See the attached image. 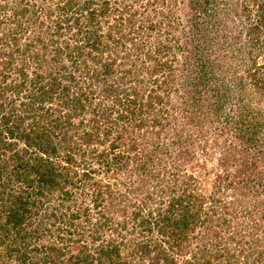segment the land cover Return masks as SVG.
Instances as JSON below:
<instances>
[{
	"label": "trees",
	"instance_id": "trees-1",
	"mask_svg": "<svg viewBox=\"0 0 264 264\" xmlns=\"http://www.w3.org/2000/svg\"><path fill=\"white\" fill-rule=\"evenodd\" d=\"M32 1L0 19V264H264L263 224L242 234L229 209L264 200V0H183L184 24L177 0H62L45 30ZM216 122L244 147L230 203L186 168ZM114 167L118 197L93 182Z\"/></svg>",
	"mask_w": 264,
	"mask_h": 264
},
{
	"label": "rangeland",
	"instance_id": "rangeland-1",
	"mask_svg": "<svg viewBox=\"0 0 264 264\" xmlns=\"http://www.w3.org/2000/svg\"><path fill=\"white\" fill-rule=\"evenodd\" d=\"M15 0H11L10 3V8L13 7V3ZM59 1L61 2L62 0H33V4L36 5V8L34 10L38 12V15L42 14V9H46L49 5H53L55 7V5L57 3H59ZM178 1V6H174V14L176 17L175 19L172 18V20L174 19L175 23H181L184 24L185 23V16H186V10L185 12L182 10L185 6V3L183 2V0H177ZM1 3V0H0ZM154 6H161L160 3L155 4ZM10 8L8 10H3L2 12H0V19L1 20H8L10 18V13L11 10ZM45 11V10H44ZM34 14V13H33ZM41 16V15H40ZM51 17H53V15H51ZM55 17V15H54ZM41 20L44 21V25L41 26L42 30H45L47 26H49V18H48V14H43L41 16ZM6 22V21H5ZM175 33H178V31H175ZM27 35V34H26ZM185 52V51H184ZM184 52H178L177 57L179 58V63L176 64L175 69V79H176V85L175 88L178 87L179 85L182 84V79L184 76V69L185 66L187 64H185V54ZM189 63V62H188ZM226 66H229L230 64H225ZM171 100L174 101V103L176 104L177 100H176V96L172 95L171 96ZM232 103H236V100L233 101ZM170 107V106H169ZM254 108V107H253ZM182 119H184V117H181ZM263 121V120H262ZM219 127V129L222 130V132L219 131H215L218 130V128H216L215 130L212 128V126L210 127V131L207 132V138L208 139H212L211 141L213 142H209V144L205 147L202 148V144L199 142H195L194 144V156L191 157V162H189L188 166L186 167L188 170L192 167L196 166L195 171L193 172L194 175L193 177L196 179V181L199 183V188H201L205 193V196H217L218 198L221 197L225 199V201L227 203L230 202H234L235 201V197L238 194V192H235L233 189L231 188H227V178L229 180L234 179V175H241V167L239 166L240 163V158L242 156V154L239 152L240 150H242L243 148L241 147L240 143H238L234 137V133L232 132V130L228 127H226L223 124H220L216 122V125ZM131 130H133L134 128L132 126H129ZM135 134L137 135V133H139L141 136L146 132V131H136L134 130ZM104 147H99L100 151L103 149ZM237 149V150H234ZM237 155L239 157H237ZM62 159V154L61 156H59L58 161ZM63 161L64 158H63ZM205 164L206 167H203L202 165ZM65 164L61 163V166L63 167ZM113 174H107L105 171L100 172L99 174H97L95 176V179L93 182L96 181H101L103 183V185H107V184H111L114 186V189H119V192L117 195H115V197L120 196V191H122V189H124L127 186L125 185V182H127V185H131L130 181H129V176L127 174V172H118L117 168H113ZM182 173V172H181ZM192 173V171H191ZM116 174V176H115ZM229 176V177H228ZM220 177H222V180H220ZM220 181H226L223 182L222 184H220ZM92 182V183H93ZM92 183L88 182V185H92ZM84 186V187H78L75 188V190H73V200L77 199L78 203H83L85 200V203H89L90 201H92V198L94 197V190L92 189V187L89 186ZM222 189V190H219ZM115 193V192H114ZM58 195V194H57ZM57 195L53 196L50 201L54 202L57 201ZM107 197V196H106ZM251 197L252 201L254 203H249L247 202V200L245 199L246 203L245 205L240 203V201L238 202V208L235 209L230 205V211H232V219L235 220L234 222L236 223V228L238 226L240 232L242 234H245L246 232H251L252 230L254 232H257V229H254V227H252V224H255V222L257 223H261L263 224L261 231H263L261 233V235H263L264 238V217L262 218V215L264 214V204H259L258 203H262L263 197L259 196V200L256 199L255 196H249ZM118 200V199H117ZM69 204H71V206L75 207V205L78 204H74L72 201L70 203L66 204V207H62L63 211L67 210V206H69ZM107 202L104 201V205H106ZM80 205V204H79ZM206 206V205H205ZM209 207V206H208ZM104 208V206H103ZM205 209L207 210V206L205 207ZM219 212V211H218ZM245 213L249 214L246 215ZM250 215H252L253 217H251ZM219 215H215V219H219L218 218ZM223 217L226 218H230L229 215H225ZM96 219V218H94ZM122 219V215L119 216L118 221H120ZM96 221V220H94ZM132 225V222L131 224ZM228 226V225H227ZM204 225H200L198 227V231H197V235L200 236V231L203 230ZM236 228L232 229V231H238ZM130 232H133L132 229L129 230ZM136 231V230H135ZM138 231V230H137ZM260 233V232H258ZM225 234V232H224ZM234 234V233H233ZM133 239H137V235L132 234ZM228 235V234H227ZM236 237H239L236 235ZM255 236L251 237L250 239H248L247 243L244 246H247L249 241H253ZM200 242L198 239L196 238H192L191 237V241L185 242V246L186 248L183 250V252L185 253V251H187L191 244H193L192 246H197V243ZM238 242V240H237ZM237 242H232L233 244H238ZM264 244V243H263ZM191 246V248H192ZM123 251H125L127 253V250L122 249ZM149 261H147L146 264H148ZM181 264H185L184 262Z\"/></svg>",
	"mask_w": 264,
	"mask_h": 264
}]
</instances>
